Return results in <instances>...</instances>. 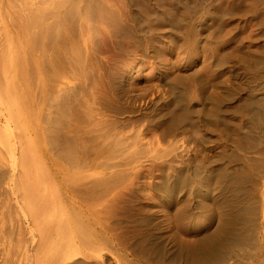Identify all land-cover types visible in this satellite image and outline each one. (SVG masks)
<instances>
[{
	"label": "bare ground",
	"instance_id": "1",
	"mask_svg": "<svg viewBox=\"0 0 264 264\" xmlns=\"http://www.w3.org/2000/svg\"><path fill=\"white\" fill-rule=\"evenodd\" d=\"M221 1L0 0V264H264V51L224 49L236 17L264 35V0ZM175 30L210 43L209 78L157 60ZM126 36L152 56L143 104L98 54ZM145 165L143 194L127 181ZM120 190L137 224L179 206L205 225L188 245L161 231L118 243L106 219Z\"/></svg>",
	"mask_w": 264,
	"mask_h": 264
},
{
	"label": "rangeland",
	"instance_id": "2",
	"mask_svg": "<svg viewBox=\"0 0 264 264\" xmlns=\"http://www.w3.org/2000/svg\"><path fill=\"white\" fill-rule=\"evenodd\" d=\"M249 1L222 0L221 4L226 6L228 10L230 8L233 11L241 12L249 6ZM177 13L180 16L184 14L191 16V20L195 26H200L206 22L208 28L211 29L214 25L213 21L205 17L201 8L194 9L193 11L181 8ZM233 23L236 27H232L231 25L224 26L226 30L232 28L234 30V37L224 48L226 51L234 49L235 39L240 42L243 51L248 53L249 56L259 51H264V35L258 33L254 19L236 17ZM182 30H175L171 37L173 41L171 48H167L165 44L161 45V52L156 56L157 60L161 64H167L175 75L186 76L188 72L197 69L209 78L210 43L206 39H200L198 42H195L192 38L186 40L183 38L184 34ZM167 38L169 36L165 33L163 39ZM136 45L137 43L127 36L120 38L115 43L111 40L103 39L99 44L98 54L110 66L116 67V69L124 73L126 85L131 92L130 94H142L136 103L143 104V101H147L150 96L154 97L156 95V93L150 95L153 86L149 85V81H145V79L152 76V65L150 63L152 56H139ZM228 68L220 74L221 79H227L229 74ZM171 161L172 157L158 159L152 162V167H159L165 170ZM149 167V165L135 167L134 173L127 181V183L132 181L134 187L138 188L143 194L147 192L148 182V177L144 172ZM118 193L119 195L109 205L106 219L110 226V232L118 243L126 244L133 240L142 239L147 236V233L161 231L162 236L168 237L173 243L188 245L193 243L195 233L205 225L203 219L195 220L191 216L179 213V206H177L176 211L171 213L160 212L158 217H153L155 219L153 224L147 226L137 224L135 219L139 215V211L132 207L126 193H122L121 190ZM161 205L163 206L162 203ZM159 239L160 237L153 239V241L157 242Z\"/></svg>",
	"mask_w": 264,
	"mask_h": 264
}]
</instances>
